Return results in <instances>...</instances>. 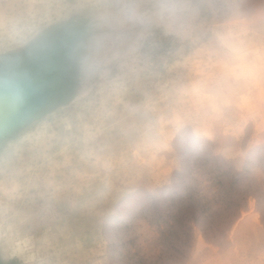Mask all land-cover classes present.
Returning a JSON list of instances; mask_svg holds the SVG:
<instances>
[{
    "label": "rangeland",
    "instance_id": "obj_1",
    "mask_svg": "<svg viewBox=\"0 0 264 264\" xmlns=\"http://www.w3.org/2000/svg\"><path fill=\"white\" fill-rule=\"evenodd\" d=\"M115 2L0 0V69L60 39L68 71L0 139V264H264V0H188L182 31L123 37L85 77Z\"/></svg>",
    "mask_w": 264,
    "mask_h": 264
},
{
    "label": "clouds",
    "instance_id": "obj_2",
    "mask_svg": "<svg viewBox=\"0 0 264 264\" xmlns=\"http://www.w3.org/2000/svg\"><path fill=\"white\" fill-rule=\"evenodd\" d=\"M191 9L188 0H116L110 26L97 30L79 47L76 56L81 73L85 77L107 75L115 58L114 48L123 37L153 29L179 33L187 25ZM50 22L23 30L12 46L23 47Z\"/></svg>",
    "mask_w": 264,
    "mask_h": 264
},
{
    "label": "flooded vegetation",
    "instance_id": "obj_3",
    "mask_svg": "<svg viewBox=\"0 0 264 264\" xmlns=\"http://www.w3.org/2000/svg\"><path fill=\"white\" fill-rule=\"evenodd\" d=\"M64 46V41L60 39L41 44L29 58L15 62L14 70L6 73L9 77L39 86L41 90L47 89L46 102L41 110L65 94L68 71L65 67Z\"/></svg>",
    "mask_w": 264,
    "mask_h": 264
},
{
    "label": "water",
    "instance_id": "obj_4",
    "mask_svg": "<svg viewBox=\"0 0 264 264\" xmlns=\"http://www.w3.org/2000/svg\"><path fill=\"white\" fill-rule=\"evenodd\" d=\"M9 72L6 68L0 69V139L37 117L48 94L47 89L9 77L6 74Z\"/></svg>",
    "mask_w": 264,
    "mask_h": 264
}]
</instances>
